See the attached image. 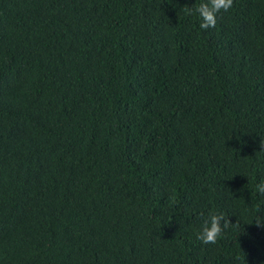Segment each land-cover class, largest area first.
I'll return each instance as SVG.
<instances>
[{
	"label": "trees",
	"instance_id": "16d2710c",
	"mask_svg": "<svg viewBox=\"0 0 264 264\" xmlns=\"http://www.w3.org/2000/svg\"><path fill=\"white\" fill-rule=\"evenodd\" d=\"M200 2L0 0V264H264V0Z\"/></svg>",
	"mask_w": 264,
	"mask_h": 264
},
{
	"label": "clouds",
	"instance_id": "9594fccd",
	"mask_svg": "<svg viewBox=\"0 0 264 264\" xmlns=\"http://www.w3.org/2000/svg\"><path fill=\"white\" fill-rule=\"evenodd\" d=\"M233 0H201L194 11L200 19V29L207 30L215 27L216 14L221 10L227 11L232 7ZM189 13L193 11L191 7L187 9ZM259 151H264V142L259 141ZM251 198L254 200L253 221L257 226L264 227V180L258 181L254 186V191L251 192ZM229 220L225 219V215L221 213H210L203 219L199 230L196 233V238L202 244H215L221 236L224 229L228 227Z\"/></svg>",
	"mask_w": 264,
	"mask_h": 264
}]
</instances>
